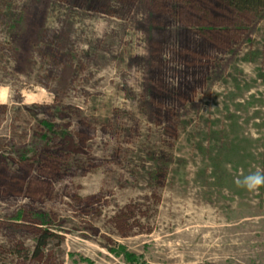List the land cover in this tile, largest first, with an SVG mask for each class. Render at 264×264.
I'll use <instances>...</instances> for the list:
<instances>
[{
	"label": "rangeland",
	"instance_id": "obj_1",
	"mask_svg": "<svg viewBox=\"0 0 264 264\" xmlns=\"http://www.w3.org/2000/svg\"><path fill=\"white\" fill-rule=\"evenodd\" d=\"M257 168L256 11L0 0V264H264Z\"/></svg>",
	"mask_w": 264,
	"mask_h": 264
},
{
	"label": "trees",
	"instance_id": "obj_2",
	"mask_svg": "<svg viewBox=\"0 0 264 264\" xmlns=\"http://www.w3.org/2000/svg\"><path fill=\"white\" fill-rule=\"evenodd\" d=\"M230 6L236 9H250L253 11H256L264 17V0H223ZM221 71L217 73V77H219ZM46 128L51 130L52 126L49 123H45ZM54 234L49 232V230H43V232L36 238L35 246L32 251L33 255H37L40 253V251L47 245V239ZM123 252H125V249L122 248ZM126 258L129 262L132 264H146V263H137L135 259V255L132 253L125 252ZM210 264V263H207Z\"/></svg>",
	"mask_w": 264,
	"mask_h": 264
},
{
	"label": "clouds",
	"instance_id": "obj_3",
	"mask_svg": "<svg viewBox=\"0 0 264 264\" xmlns=\"http://www.w3.org/2000/svg\"><path fill=\"white\" fill-rule=\"evenodd\" d=\"M235 183L238 187L244 188L248 192L256 193L264 187V169L257 168L247 175L241 173V175L235 179Z\"/></svg>",
	"mask_w": 264,
	"mask_h": 264
}]
</instances>
